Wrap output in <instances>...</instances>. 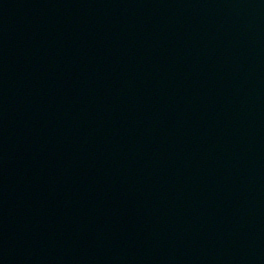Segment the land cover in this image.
I'll list each match as a JSON object with an SVG mask.
<instances>
[{"label":"water","instance_id":"1","mask_svg":"<svg viewBox=\"0 0 264 264\" xmlns=\"http://www.w3.org/2000/svg\"><path fill=\"white\" fill-rule=\"evenodd\" d=\"M0 264H264V0H0Z\"/></svg>","mask_w":264,"mask_h":264}]
</instances>
